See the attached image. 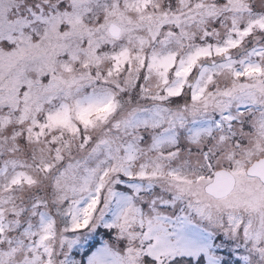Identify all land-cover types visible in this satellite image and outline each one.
<instances>
[{
	"label": "snow or ice",
	"instance_id": "obj_1",
	"mask_svg": "<svg viewBox=\"0 0 264 264\" xmlns=\"http://www.w3.org/2000/svg\"><path fill=\"white\" fill-rule=\"evenodd\" d=\"M0 264H264V0H0Z\"/></svg>",
	"mask_w": 264,
	"mask_h": 264
}]
</instances>
